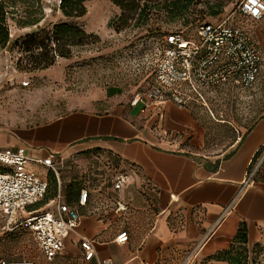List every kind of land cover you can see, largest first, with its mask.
I'll list each match as a JSON object with an SVG mask.
<instances>
[{
    "label": "rangeland",
    "instance_id": "rangeland-1",
    "mask_svg": "<svg viewBox=\"0 0 264 264\" xmlns=\"http://www.w3.org/2000/svg\"><path fill=\"white\" fill-rule=\"evenodd\" d=\"M220 1L222 7L214 15L211 11L216 8L208 7L211 0H194L174 21L166 20L163 9L152 8L145 22L135 25V19H128L122 26V10L112 0H86V12L76 17L64 15L60 0H8L12 4L7 7L10 12L6 18L10 41L0 45V132L31 127L71 110L88 108L109 88L118 89L117 93L124 96L142 94L156 84L155 68L166 34L180 30L191 34L203 21L228 18L246 29L257 45L261 64L256 80L247 87L228 79L184 90L188 95L184 106L192 111L201 132L200 144L194 148L207 156H224L256 120L264 117V16L259 20L248 18L234 13L233 0ZM31 17L39 19L36 24L23 23ZM60 22L74 23L86 35H77L79 43L71 46L69 55H57L53 64L32 69L30 51H23L20 40L17 44L11 41L40 28L48 31ZM54 162L55 170L34 164L48 182L45 196L34 207L53 209L59 194L62 202L80 212L79 194L86 189L82 207L87 213L105 215L110 209L118 213L126 210L120 191L135 177L130 176V165L97 149L68 156L57 154ZM254 167L253 179L264 182V147L251 169ZM5 168L0 163V170ZM119 172L127 173L129 181L117 189L114 178ZM145 183L142 181L144 187ZM21 219L22 214L9 219L0 212V258L47 264L50 260L41 253ZM139 219L136 215V221ZM238 246L228 256H236ZM239 252L234 264H264L256 250L241 246Z\"/></svg>",
    "mask_w": 264,
    "mask_h": 264
},
{
    "label": "crops",
    "instance_id": "crops-1",
    "mask_svg": "<svg viewBox=\"0 0 264 264\" xmlns=\"http://www.w3.org/2000/svg\"><path fill=\"white\" fill-rule=\"evenodd\" d=\"M117 92L109 88L88 108L0 132L1 149L23 147L29 156L52 154L53 159L97 149L130 165V176H135L120 191L126 204L120 213H87L83 204L78 212L68 204L77 210L78 224L47 264H101L105 258L113 264H183L210 228L186 264H234L218 255L238 244L234 238L242 223L247 234L242 247L258 251L264 262V182L252 179L244 185L264 147V117L224 156H207L194 148L201 132L186 106L146 99L133 104L134 94ZM34 164L43 166L32 162L34 170ZM122 231L128 235L124 243L116 241ZM82 237L94 246L90 259L84 257Z\"/></svg>",
    "mask_w": 264,
    "mask_h": 264
},
{
    "label": "built area",
    "instance_id": "built-area-1",
    "mask_svg": "<svg viewBox=\"0 0 264 264\" xmlns=\"http://www.w3.org/2000/svg\"><path fill=\"white\" fill-rule=\"evenodd\" d=\"M234 13L259 20L264 16V0H233ZM162 53L155 68L156 84L144 93L134 94L131 103L146 99L157 105L176 100L184 106L185 88L196 89L199 84L208 85L213 81L233 79L243 86H251L260 70V53L249 32L242 26L232 24L228 18L203 21L191 34L183 30L170 32L161 41ZM200 82V83H198ZM188 96V95H187ZM40 163L46 169L55 170L53 155L44 158L29 156L23 147L15 149L0 148V212L13 219L22 214L20 223L32 232L41 253L47 259H53L63 249L65 237L78 224L76 209L60 200L57 195L51 210L31 209L44 197L48 188L47 180L35 171L30 164ZM256 166V165H255ZM255 167L251 169L244 185L252 182ZM129 181V175L119 172L114 178V187L122 188ZM87 190L79 194V203L84 204ZM123 207V206H122ZM120 207V208H122ZM226 207L216 222L228 211ZM212 228L202 237L205 240ZM126 231L116 236V241H127ZM200 242L191 249L183 261L186 264ZM84 257L95 255L92 241L86 237L80 240ZM0 264H33L31 261H13L0 258ZM101 264H113L110 258L101 260Z\"/></svg>",
    "mask_w": 264,
    "mask_h": 264
},
{
    "label": "trees",
    "instance_id": "trees-1",
    "mask_svg": "<svg viewBox=\"0 0 264 264\" xmlns=\"http://www.w3.org/2000/svg\"><path fill=\"white\" fill-rule=\"evenodd\" d=\"M13 1V0H11ZM86 0H60V8L64 15L68 17H76L83 15L86 12L85 6ZM114 3L120 6L122 12L119 18L122 19V26L127 25L128 19H135V25L145 22L149 17V12L152 8L163 9L166 12V20L174 21L181 16L182 11L187 9L190 4L194 3V0H112ZM213 3L208 7H215L211 13L214 15L219 12L222 7L220 0H211ZM210 0H206V3ZM8 6H12L8 0H0V45H6L10 41L8 35V28L6 25ZM10 12V11H9ZM28 12H31L30 10ZM39 19L31 17L27 20H23L26 24H36ZM22 21V20H21ZM211 21V20H208ZM77 35H86V32L81 27L76 26L70 22H60L54 24L48 31L42 28L37 31L26 33L20 37H16L13 42L17 44L20 40V47L23 51H30L31 60L30 67L32 69L47 67L54 63L57 55L67 56L70 54V48L72 45L79 43L76 39ZM56 181V180H55ZM47 192V191H46ZM45 196V195H44ZM29 208L37 209L33 205ZM234 241L241 244L237 248L236 256H228L232 253V247L220 253L218 257L230 259L236 261L234 257H239V249L242 243L247 241L246 227L242 223L235 235ZM240 247V248H239ZM244 247V246H243ZM245 248V247H244Z\"/></svg>",
    "mask_w": 264,
    "mask_h": 264
}]
</instances>
